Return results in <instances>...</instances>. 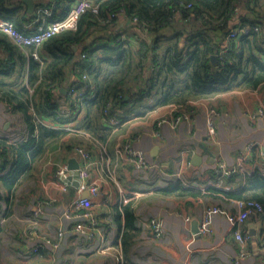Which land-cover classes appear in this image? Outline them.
<instances>
[{
    "label": "crops",
    "instance_id": "0c3cea01",
    "mask_svg": "<svg viewBox=\"0 0 264 264\" xmlns=\"http://www.w3.org/2000/svg\"><path fill=\"white\" fill-rule=\"evenodd\" d=\"M239 10V15L247 17L245 9ZM248 17H253V14H248ZM180 19L181 28V23L189 27L195 21L193 16L187 20ZM238 22L237 14L229 25L234 27ZM174 30L166 28L162 34H172ZM183 30L181 46L189 29ZM178 31L181 30L178 28ZM262 31L264 33V26ZM155 37V33L137 26L126 14H119L113 27L102 32L98 30L84 45H114L118 39L128 42L131 49L137 51L141 46H152ZM42 48L40 54L44 59L47 54ZM72 48L77 56L83 49L80 46ZM0 57L7 58L4 54H0ZM26 75L27 69H19L13 75L0 74V79L8 82L19 80L22 83L26 82ZM76 79V72L66 69V84L60 88L63 97L59 98V103L64 104L60 113L71 111L68 117L72 121L66 128L51 118H36L37 124L42 122L48 127L65 128L67 135L59 140V145L46 150L35 162L33 176L22 180L14 192H9L0 181V224L4 228L1 264H116L119 249L122 248L124 217L116 222L115 209L131 202L137 213L136 225L140 233L134 238L128 253H124L122 248V264H231L241 248L230 232L229 216L238 211L235 200L200 197L195 198L193 204H187L185 198L167 196L158 190L178 181L177 173L182 174L180 181L185 185L204 191L211 186L217 187L216 162L222 160L233 167L239 152L250 142L256 141L259 144L244 164V172L264 174V117L259 116L260 111L264 112V92L235 90L208 102H196L198 110L193 114L178 113L188 118L174 125L165 124L160 138L145 134L144 130L166 117L163 114L173 119L176 114L170 113L172 107L162 111L160 116L154 112L146 118L134 117L121 124H112L110 118L113 115L107 113V109L106 114L100 113L95 121L101 135L108 134L103 141L84 129L89 108L85 104L79 108L71 106V96L69 101L64 100ZM87 79L88 75L83 77L84 81ZM81 87L88 93L87 84ZM211 108H216L220 113L215 119L214 134H209L206 122V114ZM30 112L36 116L33 107ZM115 116L120 121L117 113ZM149 121V124H143ZM29 132L24 115L18 110L14 111L7 100L0 96V163L1 143L22 141ZM137 135L141 136L139 144L146 150L149 163L141 171H136L120 152L124 141ZM100 143L105 147V154L100 152ZM65 145L72 147L67 149ZM80 145L86 147L93 159L99 162L91 176L99 182L100 191L95 196L88 195L93 202L89 209L99 217V230L85 226L86 234L78 231L75 222L64 215L68 203L80 195L78 187L71 184L69 190L64 192L56 177L58 165L68 167L74 158L79 163L75 149ZM189 160L192 161L191 165L187 164ZM78 181L80 185L79 178ZM72 188L76 192L74 196L70 194ZM212 206H219L220 212L213 215L208 231L194 234L191 220L198 217L201 225L206 209ZM157 222L160 223L158 230L154 226ZM60 229L65 231L62 238L58 237ZM241 229L253 233L252 240L246 245L247 257L241 264H264V252L260 246L264 242L262 223L251 216ZM36 242L44 243L46 247L27 253L25 248ZM56 242L59 245L54 247Z\"/></svg>",
    "mask_w": 264,
    "mask_h": 264
},
{
    "label": "trees",
    "instance_id": "16d2710c",
    "mask_svg": "<svg viewBox=\"0 0 264 264\" xmlns=\"http://www.w3.org/2000/svg\"><path fill=\"white\" fill-rule=\"evenodd\" d=\"M33 1L35 9L52 7L54 20L64 18L76 0ZM89 1L100 4L99 14L87 12L81 17L77 30L63 31L48 39L42 46L47 54L43 64L26 56L20 46L0 33V54L7 56L6 59L0 57V74L9 76L19 69H27L26 82L0 79V96L14 111L24 115L30 128L26 139L1 143L0 181L9 192H14L22 180L32 177L35 162L47 149L59 145V140L68 133L65 126L72 120L58 116L64 105L59 103V98L63 97L60 88L66 84V69L76 72L77 79L72 84L89 86V97L84 104L90 111L84 129L103 141L108 134L101 135L95 121L100 113L106 114L107 109L111 115L118 114L121 124L134 117L146 118L172 106L177 107L176 115L193 114L199 108L196 102H208L235 90L264 92V0ZM121 9L131 21L138 19L137 26L156 34L152 46H141L134 51L122 40L101 47L84 45L98 30L102 32L113 27L116 17L111 14ZM239 9H245L253 17L239 15ZM237 14L239 22L231 27L230 21ZM0 16L10 19L17 29L24 31V25L34 19L35 13L27 12L23 0H0ZM191 16L195 21L189 27L180 22L183 28L189 29L181 46L184 30L179 19L187 20ZM256 25L261 28L258 32L252 30ZM240 26H249L251 30L230 38L231 31ZM166 28L176 31L162 34ZM72 46L83 48L79 56ZM214 54L218 55L217 61L212 60ZM84 73L88 75L86 81L82 77ZM65 96L64 100L70 97L69 94ZM31 107L36 116L31 114ZM37 117L51 118L65 128L48 127L42 122L37 124ZM73 189L70 191L72 196L76 193ZM158 191L185 198L187 204H193V200L200 197L255 200L263 209L253 216L264 227V174L260 172L236 173L223 187L211 186L206 191L185 185L180 180ZM115 210L116 222L124 217L121 243L124 253H128L140 233L136 225L137 213L132 202ZM3 231L0 224V264Z\"/></svg>",
    "mask_w": 264,
    "mask_h": 264
},
{
    "label": "built area",
    "instance_id": "2783aa9c",
    "mask_svg": "<svg viewBox=\"0 0 264 264\" xmlns=\"http://www.w3.org/2000/svg\"><path fill=\"white\" fill-rule=\"evenodd\" d=\"M53 8L48 6H39L35 10V17L31 21L24 25V31H20L14 25V23L5 17L0 16V33L7 35L15 44L20 46L26 56L33 57L35 60L43 64V57L40 54L41 47L43 44L53 36L67 30H77L79 27V21L81 17L87 13L91 12L95 15L99 14L100 4L92 3L89 0H76L69 13L62 19L52 20ZM119 14H125L124 10H119L116 13L111 14L112 17H116ZM135 24H138V19L134 18L132 20ZM260 26L256 25L252 28L253 31L258 32ZM251 27L240 26L237 29H233L229 34L230 38H236L240 34L249 33ZM120 39V38H119ZM117 41H119L117 39ZM83 77L86 78L87 74L84 73ZM69 94L71 96L70 104L75 105L77 108L84 105V102L89 97L84 91V88L77 85H73ZM111 108V105H109ZM176 110L175 106H172L170 113L174 114ZM71 114L70 110H65L60 113L59 117H68ZM219 111L216 108H211L206 114V122L209 134H214L216 132L215 119L219 115ZM259 116L264 117V112L260 111ZM187 115H176L172 121H167L166 117H162L158 122L154 123L150 129L144 130L145 134H149L154 138H160L163 134L162 128L165 124L174 125L187 119ZM110 121L112 124H119L120 121L116 118L115 114L111 116ZM141 136L137 135L130 140L123 143L120 148V152L124 158L130 162L136 171L145 170L149 166L148 157L146 150L139 144ZM259 142H250L242 151L239 152L237 156V163L233 167H229L225 161L219 160L215 164V174H216V185L217 187H223L225 182L229 180L234 174L244 172V164L250 159V155L255 146H258ZM99 149L102 154H105V147L102 143L99 144ZM75 152L79 156V166L74 169H69L67 166L58 165L56 171V177L58 183L61 185L64 192H67L72 186L71 182L68 180L73 177L77 172L78 178L80 179V185L77 188L78 197L72 199L67 207L64 215L73 220L76 224V229L84 234V227L90 226L92 229L99 230V217L98 215L89 209L92 207L93 202L89 196H83L84 191H88L89 194L95 196L100 191V185L96 178H92L91 173L95 168L98 167L99 162L93 159L91 153L86 149V147L80 145L76 147ZM188 165L192 164V161H187ZM177 179L180 180L182 177L181 173L176 174ZM237 206V213L229 216L230 222V232L234 235L236 240L241 246L239 255L234 258L231 264H241L242 260L247 257L246 255V245L252 240L253 235L249 232H243L241 227L246 223V221L253 215L258 214L262 211V205L255 200L241 201L235 200ZM220 212L219 206L208 207L204 213L201 221V231L207 232L208 225L214 214ZM39 214V213H37ZM155 229L158 230L160 223H155ZM65 235L64 229H60L58 232V237L62 238ZM54 247L58 246L59 243L53 244ZM261 249L264 252V242H261ZM46 247V244L41 242H36L25 248L27 253H34L39 251L41 248ZM119 258L116 264L123 263V251L122 248L119 249Z\"/></svg>",
    "mask_w": 264,
    "mask_h": 264
},
{
    "label": "water",
    "instance_id": "95a60500",
    "mask_svg": "<svg viewBox=\"0 0 264 264\" xmlns=\"http://www.w3.org/2000/svg\"><path fill=\"white\" fill-rule=\"evenodd\" d=\"M23 2L26 4L27 6V12L29 14H32L35 10V4L33 2V0H23ZM212 60L217 61L218 60V55L214 54L212 55ZM79 166V163L77 162V160L74 158L72 160H70L69 162V168L70 169H74L77 168ZM74 177V178H73ZM72 178H70L68 181L71 182V184L75 187H79V181H78V174L77 172L73 175ZM83 196H88L89 192L84 191L82 193ZM191 231L194 234H198L199 232H201V228H200V219L198 217L193 218L191 220ZM253 234V233H252Z\"/></svg>",
    "mask_w": 264,
    "mask_h": 264
},
{
    "label": "rangeland",
    "instance_id": "374dc122",
    "mask_svg": "<svg viewBox=\"0 0 264 264\" xmlns=\"http://www.w3.org/2000/svg\"><path fill=\"white\" fill-rule=\"evenodd\" d=\"M108 113V112H107ZM157 114L156 115H159V114H162L161 113V111L160 112H156ZM182 114V113H181ZM163 115H165L166 116V118H167V121H172L173 119H170V117L169 116H167L168 114H163ZM160 116V115H159ZM151 121H149V122H144L143 124H149ZM153 126V125H152ZM131 138H133V137H131ZM127 140H130V138H127L125 141H124V143L127 141ZM122 147V146H121ZM121 155H122V153H121ZM123 156V155H122ZM124 157V156H123Z\"/></svg>",
    "mask_w": 264,
    "mask_h": 264
}]
</instances>
